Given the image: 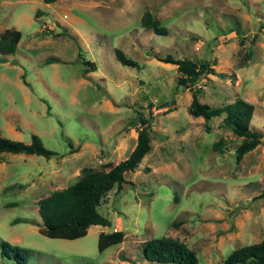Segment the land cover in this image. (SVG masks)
I'll list each match as a JSON object with an SVG mask.
<instances>
[{
	"label": "rangeland",
	"instance_id": "374dc122",
	"mask_svg": "<svg viewBox=\"0 0 264 264\" xmlns=\"http://www.w3.org/2000/svg\"><path fill=\"white\" fill-rule=\"evenodd\" d=\"M145 11L166 34L142 25ZM6 27L22 36L0 60V135L29 142L36 133L57 151L1 155L0 238L32 249L24 264H172L142 253L147 239L163 235L194 249L196 264H220L264 237V0H0ZM117 48L137 64L118 60ZM79 49L95 70H84ZM167 55L224 71L199 79V100L252 102L261 142L237 159L241 136L222 115L207 131L190 114L192 90L177 83ZM139 115L152 117L150 149L99 204L111 224L74 239L41 233L37 200L85 167L108 169L128 156ZM16 216L32 221L11 224ZM98 226L121 229L122 240L99 250ZM0 264L18 263L0 255Z\"/></svg>",
	"mask_w": 264,
	"mask_h": 264
},
{
	"label": "trees",
	"instance_id": "16d2710c",
	"mask_svg": "<svg viewBox=\"0 0 264 264\" xmlns=\"http://www.w3.org/2000/svg\"><path fill=\"white\" fill-rule=\"evenodd\" d=\"M54 1L44 0L46 3ZM141 23L159 34L167 33L166 28L161 26L149 11L143 13ZM21 36V30L17 28L6 27L0 31V60H6L7 54L14 52ZM115 57L124 64L132 66L137 64L135 60L126 57L119 48L115 49ZM78 58L86 65L85 71L96 69V63L86 59L81 49L78 50ZM46 60L60 59L57 56H48ZM164 60L177 64L179 71L177 83L192 90L189 112L193 116L204 118L207 131L210 130L208 121L212 117L222 115V125L231 128L236 135L241 136V140L235 148L237 159L261 142L262 131L251 123L254 112L252 102L241 96L216 106L199 100L200 86H197L199 79L208 73L223 77L225 76L224 71H217L207 60L198 62L188 57L174 58L170 55L165 56ZM151 118L150 115H139L141 127L137 132L136 144L128 156L108 169L85 167L82 175L76 181L63 188L53 190L37 200V212L40 220H36L35 223H37L41 233L50 237L74 239L87 234L88 227L92 224H111L110 219L99 211L98 206L109 190L115 186L119 188L122 186V183L125 182L124 173L135 169L144 154L149 151L150 137L148 131ZM218 145L219 142L215 144L216 147ZM5 152L35 153L46 157L57 154V151L46 147L41 137L36 133L31 134L29 142L0 135V160H2L1 155ZM258 196H264V190ZM21 221L32 220L27 217L16 216L10 220V223L14 224ZM122 238L123 231L121 229H113L107 232L101 230L97 235L98 249L103 250L113 243H119ZM31 251V248L13 244L0 238V255L14 258L18 264H24ZM142 253L147 259L171 262L172 264H196L198 262L194 249L182 240L168 235L147 239L143 243ZM220 264H264V237L259 241L235 247Z\"/></svg>",
	"mask_w": 264,
	"mask_h": 264
},
{
	"label": "crops",
	"instance_id": "0c3cea01",
	"mask_svg": "<svg viewBox=\"0 0 264 264\" xmlns=\"http://www.w3.org/2000/svg\"><path fill=\"white\" fill-rule=\"evenodd\" d=\"M92 225H90L89 227H91ZM89 227H88V229H89ZM101 229H102V226H98V230L97 231L99 232V231H101Z\"/></svg>",
	"mask_w": 264,
	"mask_h": 264
}]
</instances>
